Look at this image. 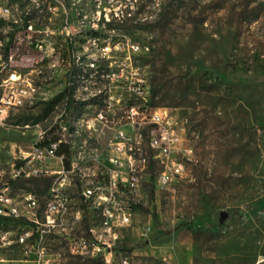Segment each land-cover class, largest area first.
<instances>
[{"label":"rangeland","instance_id":"374dc122","mask_svg":"<svg viewBox=\"0 0 264 264\" xmlns=\"http://www.w3.org/2000/svg\"><path fill=\"white\" fill-rule=\"evenodd\" d=\"M26 1L0 0V8H19L14 16L30 21V14L21 9L40 6L33 23L48 28L42 35L48 52L51 43L61 55V50L71 53L74 48L75 56H83V66L73 68L72 81L86 70L95 78L93 90L111 88L114 94L115 80L98 77L91 67L118 72L129 45L149 47V53L131 54L133 64L158 89L161 107L192 119L185 137L199 162L186 164L184 176L166 186L156 183L159 165L144 178L143 199L120 244L132 264H264V0H138L147 6L138 15L143 20L128 30L118 29L117 21L124 2L137 0ZM112 16L118 19L107 26ZM60 31L64 35H57ZM17 48L13 51L25 54V61L18 63L21 70L39 68L35 61L43 54L23 43ZM61 59L56 70L48 69L44 76L34 73L35 83L61 76L68 58ZM5 77L6 72L0 73V83ZM59 78L51 80L47 102L34 93L30 102L0 122V169L10 170L12 146L28 149L39 130L56 124L65 109L60 90L69 84V77ZM70 87L81 99L87 98L89 91L80 83ZM72 98L66 107L68 120L84 112L94 115L103 104L102 98ZM119 116L117 111L115 119ZM112 134V126L81 127L70 140L74 152L97 153ZM59 152L68 163L69 147ZM49 187L46 180H20L13 195L29 192L42 197ZM18 224L1 223L0 234ZM70 262L63 256L60 264Z\"/></svg>","mask_w":264,"mask_h":264},{"label":"built area","instance_id":"2783aa9c","mask_svg":"<svg viewBox=\"0 0 264 264\" xmlns=\"http://www.w3.org/2000/svg\"><path fill=\"white\" fill-rule=\"evenodd\" d=\"M14 9L19 8H0V36L10 37V45L0 43V73L6 72L0 83V99H4L0 122L6 120L7 105L17 109L27 104L22 86L33 85L39 101L47 102L51 80L69 77V84L60 90L64 111L55 125L36 134L41 137L67 128L68 136H60V141L50 145L31 144L28 149L12 146L14 161L10 170L0 169V227L1 223L19 224L13 226V231L1 230L0 264H60L63 256L71 260L70 264H132L120 244L133 225L135 206L143 199L144 178L155 164L159 165L156 183L166 186L184 176L186 164L198 161L193 145L185 137L188 118H179L169 108L153 105L148 75L133 64L131 57L149 53L150 48L131 44L127 60L120 63L118 72L110 74L98 66L91 67L98 70V77L115 80L116 93L111 94V88L93 90L95 78H90L87 98H102L103 104L94 115H88L86 129L112 126L113 134L101 152H74L69 144L66 107L74 101L70 94L71 67L77 51L70 48L71 58L61 76L35 83L34 73L46 74L57 49L49 48V53L46 45H34L32 32H48V28L33 23L40 6L21 9L22 14H30V21L15 17ZM16 43L43 54L35 61L39 68L20 69L18 63L25 61V54L13 51ZM131 99H139V106H131ZM117 111L120 116L115 119ZM63 145L69 147L68 163L67 156L59 152ZM148 150L153 152L152 156ZM31 179L50 182L46 196L29 192L13 195L17 181ZM111 207H118V215H111ZM62 246L64 253L60 251ZM12 252L13 257L9 255Z\"/></svg>","mask_w":264,"mask_h":264},{"label":"bare ground","instance_id":"6f19581e","mask_svg":"<svg viewBox=\"0 0 264 264\" xmlns=\"http://www.w3.org/2000/svg\"><path fill=\"white\" fill-rule=\"evenodd\" d=\"M46 33H48V32H43V34H46ZM39 34H41V35L38 36ZM43 34L41 32H32V39L34 40L35 46H45L46 45L45 40H43V36H42ZM57 35H61V34H59V32H58ZM5 39H7V37L0 36V43H2V45H10V38H8V42H6ZM18 44L19 43L13 44V50L14 49L19 50V48H17ZM50 48L51 49H57L56 46H51V43H50ZM61 56L62 55L60 53H58V50H55L54 55L52 56V61L50 62V67H48V69L56 70V68L60 65V63L62 61H64L61 59ZM70 58H71V56H69L67 59V65L70 61ZM77 66L78 67L83 66V56H75L74 55L73 60H72L71 73L73 71V68L77 67ZM75 76L76 77L73 78L71 85H75L76 83H80L83 91H85V92L89 91V85L88 84L90 82L91 75L88 74L86 70H84V71L80 70L79 74H75ZM76 91H77V89L75 90V88L72 89L70 87L71 96L80 100L81 98ZM22 93L26 95L27 102H30L34 97V93H35L34 86L33 85L22 86ZM81 100L87 101V98H82ZM0 106H4V99H0ZM131 106H139V99H135V101L131 102ZM13 109H14V105H7L5 107L4 119H6L8 117L11 110H13ZM88 115L89 114L84 112L82 114H79V116H77L76 118H75V116H73L71 119L68 120V122H70L69 144L71 146V150H73L72 143H74V142H73V140H70V139L74 138L78 134L79 129L81 127L86 128L88 126ZM59 134H60V136H68V129L67 128H60ZM58 141H60V137H58L57 139H54V140L53 139H46V134H44L43 136L38 137L37 140L33 144L50 145L51 143H56ZM111 215H118V207H111ZM5 231H13V229L5 230Z\"/></svg>","mask_w":264,"mask_h":264},{"label":"trees","instance_id":"16d2710c","mask_svg":"<svg viewBox=\"0 0 264 264\" xmlns=\"http://www.w3.org/2000/svg\"><path fill=\"white\" fill-rule=\"evenodd\" d=\"M27 1H26V3L30 4V1L29 0H27ZM130 1H134V0H130ZM124 5H125V8L122 10L121 17L119 16V21H117L118 17L115 18L114 16H112V19L109 20L108 22H106L107 26H111L112 23H115V21H117L118 23H120V24H118V29H120V30H122V29L128 30V29H130V28H132L134 26L133 25L134 22H138V21L143 20V19L139 18V16L141 17L144 14V12L142 13V11H143V9L145 7H147L146 5H140L138 0L134 4H131L130 2H128V3L124 2ZM132 6L134 8L136 7L137 9L133 10ZM142 6H143V9H141ZM147 20H145V22ZM93 35L95 36V38H98V37H100L101 33L98 32V31H93ZM61 52H62V57L65 58V59L68 58L71 55V53H70V51L68 49H63V50H61ZM188 85H189V87H191L192 84H188ZM158 93H159V91H158L157 88H152V103L155 106H160L161 107L162 105L157 101ZM186 118H188V128H189L190 125H192V119L189 118V116H186ZM58 137H59V133H57V132H48V133H46V139H53L54 140V139H57ZM63 149L67 150L68 147L63 145L60 148V151L63 150ZM198 162H199V160L197 161V163ZM152 169L153 168H151V172H152ZM28 181H31V182H34V183L42 182V180H38V179H31V180H28ZM138 207H140V205L135 206V208H138ZM154 217H155V219H158L156 213H154Z\"/></svg>","mask_w":264,"mask_h":264}]
</instances>
